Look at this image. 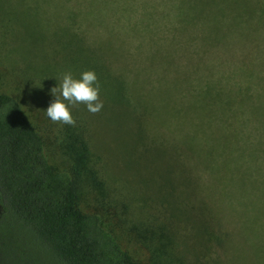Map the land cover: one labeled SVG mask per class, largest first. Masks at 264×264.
<instances>
[{
	"label": "rangeland",
	"instance_id": "obj_1",
	"mask_svg": "<svg viewBox=\"0 0 264 264\" xmlns=\"http://www.w3.org/2000/svg\"><path fill=\"white\" fill-rule=\"evenodd\" d=\"M228 1L230 53L222 64L224 80L220 82L230 94L231 108H227L225 122H175L183 114L194 118L193 110L184 109L182 117H176L162 107L161 99L166 101L167 97L158 96L156 89L162 85L164 93L169 79L160 80L156 72L149 74V70L144 76L147 80L135 85L146 101L153 102L148 105L150 110L142 102L130 105L126 111L119 109L110 77L101 69L100 55L107 44L100 43L107 32L96 18L92 21L82 0H0V94L16 99L27 113L44 141L52 169L70 174L80 210L97 214L138 264H166L165 256L172 252L184 264H264V239L248 241L239 235L241 197L238 190L232 191L233 185L222 175L224 172L220 184L208 189L206 184H210L208 178L213 173L201 166L191 171V188L201 185L195 192L205 194L207 202H211V196L221 209L224 229L218 237L224 245L216 246L215 234L213 241H207L206 233H201V227L207 230V223L195 225L194 218L191 223L180 222L187 212H176L174 205L161 198L176 183H183L180 159L194 143L220 146L224 155L248 156L264 142V0ZM69 11L76 15L73 25H69ZM117 14L111 20L120 18V25L125 27L137 19ZM125 35L124 29L127 40L141 41V34ZM143 45L142 52L147 51L148 43ZM138 61L139 66L147 62L145 57ZM112 68L116 70V64ZM88 70L97 75L102 110L93 115L84 104L69 105L75 126L52 122L46 113L55 99L51 89L61 83L63 74L71 72L80 79ZM126 76L132 82L133 76ZM215 78L218 82L219 77ZM183 88L169 89L170 101L179 106L180 102H191L195 91ZM163 112L166 117L170 114L169 122L162 117L161 122H149L148 117L154 121ZM154 146L159 152L152 149ZM157 155L162 159L158 166L163 180L160 171L156 174ZM167 174L173 176L168 182ZM210 205L206 211L215 207ZM167 209L176 214L174 225L179 233H185L181 238L175 233L179 240L160 233L163 224L168 223ZM225 232H231V236L226 238Z\"/></svg>",
	"mask_w": 264,
	"mask_h": 264
},
{
	"label": "trees",
	"instance_id": "obj_2",
	"mask_svg": "<svg viewBox=\"0 0 264 264\" xmlns=\"http://www.w3.org/2000/svg\"><path fill=\"white\" fill-rule=\"evenodd\" d=\"M82 1L84 9L92 15V21L96 18L107 32V37L100 43L107 44L103 56L100 55L101 69L110 77V88L120 104L119 109L126 111L130 105L141 102L147 108L153 105L145 100L142 90L138 91V85H135L147 80L144 76L149 70V74L156 72L160 80L169 79L164 93L162 85L156 89L158 96L164 94L167 97L166 101L161 99L162 107L176 117H182L184 109L193 110L194 118L183 114L175 122H225L227 108H231L230 94L220 82L224 80L222 64L230 53L228 0ZM117 13L129 18L137 16V19L125 27L120 25V18L111 20L112 16H118ZM69 15V25L75 24L76 15L72 11ZM124 29L126 35L141 34V41L127 40L123 36ZM73 32L80 38L77 32ZM144 43H148V50L142 52ZM137 56L145 57L149 66L147 62L139 66ZM113 64H116V70L112 68ZM126 73L133 76L132 82ZM185 86L195 90L191 102L186 105L180 102L179 106L170 101L169 89L183 90ZM187 93L189 95L188 90ZM161 117L164 122H169L165 114H160L154 121L150 117L148 120L161 122ZM197 145L194 143L183 156L184 160L180 159L183 183H176L161 198L167 200L168 205H174L176 212H187L186 217H180V222L191 223L194 218L197 219L195 225L207 223V230L201 227L207 241H213L215 234L216 246L224 245L218 237L224 229L223 219L219 217L221 209L214 205L211 196V202H207L205 194L195 192L201 185L191 188L194 184L191 171L201 166L213 173L208 178L210 184H206L208 189L220 184V174L224 172L222 175L233 185L232 191L238 190L241 197L243 207L237 213L241 217L237 220L239 235L248 241L251 238L262 241L264 142L248 156L224 155V149L214 144ZM232 148H235L233 144ZM152 149L159 152L156 146ZM154 157L156 174L160 171L163 180L161 166H158L161 156ZM151 168L155 167L151 165ZM172 177L167 174L166 182ZM209 204L215 207L206 211ZM166 219L168 223L163 224L161 234L167 233L177 240L185 236L174 225L176 214L172 210L167 209ZM175 233L180 235L179 238ZM223 236L228 238L231 232H225ZM184 245L187 246L185 242V248ZM165 258L166 264H184L176 252ZM0 264H138L97 214L80 210L70 174L52 169L44 141L31 119L18 101L6 94H0Z\"/></svg>",
	"mask_w": 264,
	"mask_h": 264
},
{
	"label": "clouds",
	"instance_id": "obj_3",
	"mask_svg": "<svg viewBox=\"0 0 264 264\" xmlns=\"http://www.w3.org/2000/svg\"><path fill=\"white\" fill-rule=\"evenodd\" d=\"M51 92L55 99L47 108L46 113L54 123L75 126L76 121L69 105L84 104L93 115L98 114L103 108L98 78L91 70L84 71L80 79H75L71 72L63 74L61 83L52 88Z\"/></svg>",
	"mask_w": 264,
	"mask_h": 264
}]
</instances>
